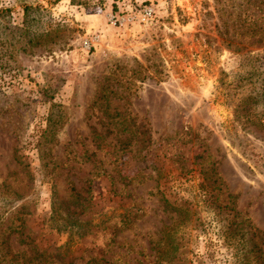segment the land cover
<instances>
[{
	"label": "rangeland",
	"instance_id": "374dc122",
	"mask_svg": "<svg viewBox=\"0 0 264 264\" xmlns=\"http://www.w3.org/2000/svg\"><path fill=\"white\" fill-rule=\"evenodd\" d=\"M263 74L264 0H0V264H264Z\"/></svg>",
	"mask_w": 264,
	"mask_h": 264
},
{
	"label": "trees",
	"instance_id": "16d2710c",
	"mask_svg": "<svg viewBox=\"0 0 264 264\" xmlns=\"http://www.w3.org/2000/svg\"><path fill=\"white\" fill-rule=\"evenodd\" d=\"M23 9H24L25 22L28 24L30 28L31 26H33L32 24L39 25V24H42V22L45 21V19L48 20V18L46 17L49 15L50 11L46 7H44L42 4H38V3L37 4H25L23 6ZM36 31L37 30H35L34 32H31L30 30H26V31L18 30L17 43L22 42L26 38L29 39L30 41L32 33H34L35 35L37 33ZM113 94L116 95L117 93L113 92ZM257 97L259 98V100L264 101V74L261 79L260 88L257 91ZM262 116L264 119V114ZM259 125L264 128V120ZM179 211L180 212L178 216H180L181 218L185 219L188 223H190V216H189L190 214L186 212V210L184 211L183 208H180ZM178 226L179 225H174V224L170 226H166L163 232V236L161 237L164 248L168 252V256L171 254L174 255L176 251L179 250L180 248L182 238L179 237L180 232L178 230ZM4 231L14 232L15 229L13 228V226L7 225ZM159 255L160 257H162L163 252L160 251ZM254 259L257 260V257L255 258L251 257L250 251L244 254L245 264H255ZM1 261L2 260H0V262ZM7 264H15V263L12 262V258H11L10 261L8 260ZM257 264H260V263L257 262Z\"/></svg>",
	"mask_w": 264,
	"mask_h": 264
},
{
	"label": "built area",
	"instance_id": "2783aa9c",
	"mask_svg": "<svg viewBox=\"0 0 264 264\" xmlns=\"http://www.w3.org/2000/svg\"><path fill=\"white\" fill-rule=\"evenodd\" d=\"M152 14H153V11H152V9H145L144 10V13H143V15H142V20L143 21H149L151 18H152ZM125 21H126V19H124ZM124 20H116L120 25H122L123 24V22H124ZM134 20V18H133V16L132 17H130V18H128L127 19V21H133ZM85 44L87 45V41H85Z\"/></svg>",
	"mask_w": 264,
	"mask_h": 264
}]
</instances>
